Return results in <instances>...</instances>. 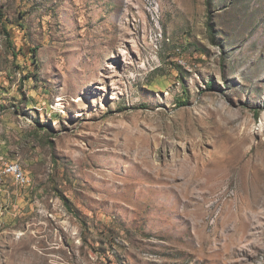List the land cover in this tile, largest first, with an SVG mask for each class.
Wrapping results in <instances>:
<instances>
[{"label": "rangeland", "instance_id": "374dc122", "mask_svg": "<svg viewBox=\"0 0 264 264\" xmlns=\"http://www.w3.org/2000/svg\"><path fill=\"white\" fill-rule=\"evenodd\" d=\"M0 264H264V0H0Z\"/></svg>", "mask_w": 264, "mask_h": 264}, {"label": "built area", "instance_id": "2783aa9c", "mask_svg": "<svg viewBox=\"0 0 264 264\" xmlns=\"http://www.w3.org/2000/svg\"><path fill=\"white\" fill-rule=\"evenodd\" d=\"M5 172L8 173L17 183L25 184L26 180L23 176V172L19 165L13 164L5 168Z\"/></svg>", "mask_w": 264, "mask_h": 264}, {"label": "trees", "instance_id": "16d2710c", "mask_svg": "<svg viewBox=\"0 0 264 264\" xmlns=\"http://www.w3.org/2000/svg\"><path fill=\"white\" fill-rule=\"evenodd\" d=\"M36 51H37L36 48L31 50L32 53H35Z\"/></svg>", "mask_w": 264, "mask_h": 264}]
</instances>
